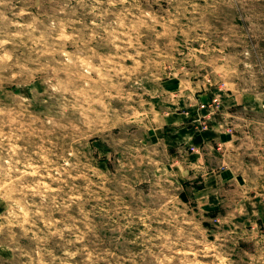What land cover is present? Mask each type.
<instances>
[{
  "label": "rangeland",
  "instance_id": "1",
  "mask_svg": "<svg viewBox=\"0 0 264 264\" xmlns=\"http://www.w3.org/2000/svg\"><path fill=\"white\" fill-rule=\"evenodd\" d=\"M0 264H264V0H0Z\"/></svg>",
  "mask_w": 264,
  "mask_h": 264
}]
</instances>
